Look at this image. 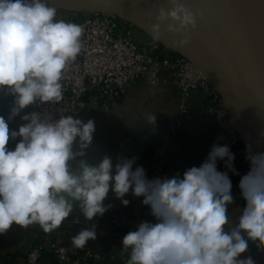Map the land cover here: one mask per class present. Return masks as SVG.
I'll list each match as a JSON object with an SVG mask.
<instances>
[{
    "label": "clouds",
    "instance_id": "9594fccd",
    "mask_svg": "<svg viewBox=\"0 0 264 264\" xmlns=\"http://www.w3.org/2000/svg\"><path fill=\"white\" fill-rule=\"evenodd\" d=\"M184 0H168L150 25L154 39L163 31L180 36L179 48L191 43L198 18ZM81 25L57 19L49 0H0V92L14 97L8 120L34 104H59L65 73L83 49ZM154 124L155 114L144 117ZM18 131L0 116V234L14 224L38 225L51 233L65 224L78 206L86 221L102 217L111 205V191L124 206L130 192L142 198L154 222L142 221L122 239L126 264H254L248 242L264 250V151L246 146L249 171L240 178L246 202L233 226L228 207L234 203L229 172L235 155L228 145L213 144L199 166L181 177L152 178L137 157L105 155L98 163L87 159L95 122L73 115L52 119L38 112L24 114ZM19 138L14 149L10 141ZM223 161L227 171L218 170ZM73 223H79L74 220ZM96 226L81 229L71 239L84 249L96 239Z\"/></svg>",
    "mask_w": 264,
    "mask_h": 264
},
{
    "label": "crops",
    "instance_id": "0c3cea01",
    "mask_svg": "<svg viewBox=\"0 0 264 264\" xmlns=\"http://www.w3.org/2000/svg\"><path fill=\"white\" fill-rule=\"evenodd\" d=\"M55 2L49 1L57 8V19L75 23L84 16V13ZM205 109L204 98L199 91H193L187 112L182 118L181 128L167 141V165L164 177L171 178L176 174L182 177L186 169L193 166L199 167L213 144L229 146L225 135ZM146 114H155L154 124L144 118ZM177 114V86L175 80L167 74L162 75L154 84L138 81L129 85L126 95L108 110L89 104L79 117L85 122L88 119L94 120L96 126L87 159L91 163H98L103 156L108 155L115 162L118 155L125 158L135 156L137 160L134 168L143 166L146 172L152 146L161 141L166 123ZM19 120L20 118L15 117L13 122ZM229 148L235 155L233 164L237 173H228L232 181L234 198V203L228 207V214L231 224L235 226L246 204L240 194L239 182L240 178L249 171V162L246 159V150L237 152L230 146ZM217 167L222 172L227 171L223 161H219ZM125 197L134 198L131 192ZM120 201L110 191L104 204L111 207L102 217H94L92 221H86L78 206H75L65 224L51 233H45L38 225L25 229L14 224L6 233L0 234V264H23L25 251L37 239L42 240L44 244L55 241L73 246L72 237L81 229L92 225L96 226L97 235L96 239L89 241L85 247L91 249L94 254L88 264H126L127 254L121 255L123 237L129 231L136 230L140 222L145 220L154 222V218L145 210L131 211L128 214L127 224L115 229L110 219L113 211L120 205ZM77 219L79 223H73ZM249 256L254 264H264V250L258 248L257 242L249 241L248 251L241 258ZM37 264L59 263L45 249ZM62 264H81V262L75 256Z\"/></svg>",
    "mask_w": 264,
    "mask_h": 264
},
{
    "label": "built area",
    "instance_id": "2783aa9c",
    "mask_svg": "<svg viewBox=\"0 0 264 264\" xmlns=\"http://www.w3.org/2000/svg\"><path fill=\"white\" fill-rule=\"evenodd\" d=\"M84 29L83 49L70 69L65 73L63 99L59 104H34L23 110L18 122L9 120L10 130L18 131L25 123L24 114L38 112L42 116L58 119L73 115L79 118L89 104L108 110L117 104L127 93L129 85L138 81L156 83L162 75L171 76L178 91V114L172 117L162 131L161 141L152 146L146 175L149 179L164 178L167 165V141L181 128L183 116L191 101L192 92L199 91L206 102V112L211 116L219 130L225 135L228 144L237 152L246 150L242 137L230 112L216 86L209 77L190 59L175 49L150 37L139 46L131 32V21L111 11H88L75 22ZM19 138L10 141L8 147L14 149ZM124 206L121 201L111 216L113 228L119 229L127 224L131 211H147L142 198L133 199ZM53 255L59 264L78 257L81 264L93 259L89 248L77 251L69 244L37 239L27 248L23 264H37L44 250Z\"/></svg>",
    "mask_w": 264,
    "mask_h": 264
},
{
    "label": "water",
    "instance_id": "95a60500",
    "mask_svg": "<svg viewBox=\"0 0 264 264\" xmlns=\"http://www.w3.org/2000/svg\"><path fill=\"white\" fill-rule=\"evenodd\" d=\"M136 1L143 16L115 4L81 8L111 11L150 29L156 11L168 7V0ZM184 2L201 14L190 45L177 47L174 41L181 37L163 31V26L158 40L205 72L220 92L245 147L264 151V14L259 11V0Z\"/></svg>",
    "mask_w": 264,
    "mask_h": 264
},
{
    "label": "rangeland",
    "instance_id": "374dc122",
    "mask_svg": "<svg viewBox=\"0 0 264 264\" xmlns=\"http://www.w3.org/2000/svg\"><path fill=\"white\" fill-rule=\"evenodd\" d=\"M49 1H54V0H49ZM63 1L70 3L72 5H82L84 3H87L91 6H99V5L105 6L114 3L112 0H63ZM55 3L64 5L62 3H57V2ZM72 5L65 4L66 7L72 8V10H76L84 14L86 13V11L83 8ZM144 30L147 31V33ZM148 31L150 32V29L147 28L145 25L139 24L131 20V32L135 41L139 46H143L145 42L150 40L151 36L148 34Z\"/></svg>",
    "mask_w": 264,
    "mask_h": 264
},
{
    "label": "bare ground",
    "instance_id": "6f19581e",
    "mask_svg": "<svg viewBox=\"0 0 264 264\" xmlns=\"http://www.w3.org/2000/svg\"><path fill=\"white\" fill-rule=\"evenodd\" d=\"M54 1H57L59 3H62V4H68V5H72L70 3H67L63 0H54ZM115 4V5H119V6H125V7H128L130 9H132L134 12H136L139 16H143L142 15V12H141V9L137 3L136 0H112ZM259 11H261L263 14H264V0H259ZM72 6H77V7H87L89 6V4L87 3H84L82 5H72Z\"/></svg>",
    "mask_w": 264,
    "mask_h": 264
},
{
    "label": "trees",
    "instance_id": "16d2710c",
    "mask_svg": "<svg viewBox=\"0 0 264 264\" xmlns=\"http://www.w3.org/2000/svg\"><path fill=\"white\" fill-rule=\"evenodd\" d=\"M13 101V96L0 92V116L4 117L6 121H9L8 117L13 106Z\"/></svg>",
    "mask_w": 264,
    "mask_h": 264
}]
</instances>
